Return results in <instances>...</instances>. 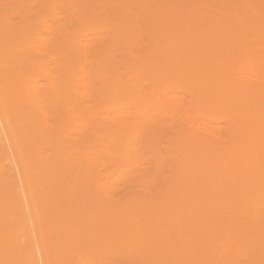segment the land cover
I'll return each instance as SVG.
<instances>
[{"label": "bare ground", "instance_id": "6f19581e", "mask_svg": "<svg viewBox=\"0 0 264 264\" xmlns=\"http://www.w3.org/2000/svg\"><path fill=\"white\" fill-rule=\"evenodd\" d=\"M34 1L0 28L6 249L263 260L264 0Z\"/></svg>", "mask_w": 264, "mask_h": 264}, {"label": "rangeland", "instance_id": "374dc122", "mask_svg": "<svg viewBox=\"0 0 264 264\" xmlns=\"http://www.w3.org/2000/svg\"><path fill=\"white\" fill-rule=\"evenodd\" d=\"M33 2L35 1L34 0H6L4 4L0 5V15H1L0 28L2 29L12 28L16 25V23H19L21 20L40 22L43 19V17L53 16L52 13L48 10L46 11L40 10L36 2L35 4H33ZM26 9L27 11L24 12L23 10H26ZM39 11H42V14H40ZM17 237H19V233H15L14 231H5L3 232V234L0 233V262L2 263L6 262L4 264H7V263H12V261H14L12 264L14 263L16 264L15 261L18 260V257L17 255H15L14 252L11 251V248L17 247L16 246L18 243V241H16ZM10 242H13V243H10ZM19 242L23 245V243H25L24 238L23 239L20 238ZM10 244L12 245L11 248L9 247L10 249H6L7 245L10 246ZM50 245L53 246L52 244ZM4 246H5V249H3ZM125 252L126 253H120V252L113 250V251H108L107 253H103V252L91 253L87 256L83 255L82 260L80 259L78 260L79 257L77 258L74 256L76 254L71 253L67 256V258H69L70 264H96V263L97 264L98 263L99 264H150V263L158 264L152 258H150L152 262H150V260L148 262L149 256H146L141 252L134 253L131 250H127ZM250 259L251 257L248 258L247 261L242 262L241 264H253V263H250L251 261ZM254 260L257 261L255 264H264V259L263 260L254 259ZM17 262H19L17 264H24L23 260L22 261L18 260Z\"/></svg>", "mask_w": 264, "mask_h": 264}]
</instances>
